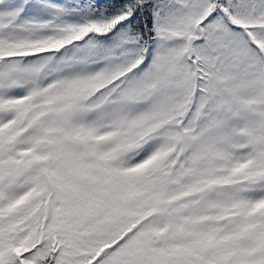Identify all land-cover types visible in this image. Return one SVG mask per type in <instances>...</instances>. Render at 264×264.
<instances>
[{"label":"snow or ice","instance_id":"1","mask_svg":"<svg viewBox=\"0 0 264 264\" xmlns=\"http://www.w3.org/2000/svg\"><path fill=\"white\" fill-rule=\"evenodd\" d=\"M0 264H264V0H0Z\"/></svg>","mask_w":264,"mask_h":264}]
</instances>
